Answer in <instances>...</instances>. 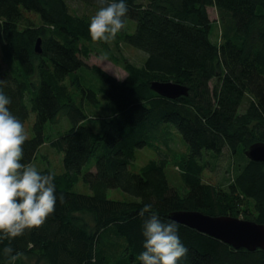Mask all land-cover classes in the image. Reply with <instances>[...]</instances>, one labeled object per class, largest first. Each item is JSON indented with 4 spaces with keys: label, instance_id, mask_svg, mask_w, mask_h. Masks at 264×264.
I'll list each match as a JSON object with an SVG mask.
<instances>
[{
    "label": "trees",
    "instance_id": "obj_1",
    "mask_svg": "<svg viewBox=\"0 0 264 264\" xmlns=\"http://www.w3.org/2000/svg\"><path fill=\"white\" fill-rule=\"evenodd\" d=\"M70 1L101 7L97 0H0V88L24 126L35 115L21 163L34 165L45 143L64 153L63 171L37 168L55 174L54 213L40 228L0 241V264H93V256L95 264H141L148 214L139 213L146 204L165 223L175 221L176 210L264 223V161L245 153L264 142V0H126V26L115 39L146 59L142 65L118 59L127 72L122 79L87 62L99 43L89 33L92 16L72 10ZM154 80L185 85L188 94L161 95ZM63 116L70 127L48 136L47 124ZM178 136L187 149L178 161L186 192L171 185L169 158L159 147ZM145 146L159 157L133 169ZM225 150L233 176L226 186L206 182V156L218 159ZM81 181L90 192L77 189ZM113 188L129 198L109 197ZM179 225L188 252L178 264H264L262 248H235ZM7 246L22 253L17 261L4 255Z\"/></svg>",
    "mask_w": 264,
    "mask_h": 264
},
{
    "label": "clouds",
    "instance_id": "obj_2",
    "mask_svg": "<svg viewBox=\"0 0 264 264\" xmlns=\"http://www.w3.org/2000/svg\"><path fill=\"white\" fill-rule=\"evenodd\" d=\"M101 5L91 17L89 33L94 42H111L126 26L128 7L126 0H97ZM4 82L0 80V84ZM11 100L0 88V241L14 239L26 230L44 225L55 211L57 202L55 174H41L37 168L21 163L23 145L28 140L25 126L14 116L8 105ZM64 203V197H59ZM142 234L145 237L144 251L138 256L141 264H178L187 255L188 249L181 242L178 222H162L146 204L140 211L144 218ZM11 262L22 253L11 246L3 249ZM95 264V256H93Z\"/></svg>",
    "mask_w": 264,
    "mask_h": 264
},
{
    "label": "rangeland",
    "instance_id": "obj_3",
    "mask_svg": "<svg viewBox=\"0 0 264 264\" xmlns=\"http://www.w3.org/2000/svg\"><path fill=\"white\" fill-rule=\"evenodd\" d=\"M72 10L79 13L93 16L96 11L92 8L87 7L86 5L80 2L70 1ZM210 16L213 20L218 18L217 10L215 7L209 8ZM32 19H36V16L33 14H28ZM134 23L133 20H130L129 23ZM214 38H219V29L216 28L214 31ZM127 58L129 61L142 65L146 59V53L138 48H135L131 45L124 43L123 41H118V39H113L111 42L105 43L103 41L96 43L94 50L91 56L88 58L87 62L90 65L97 64L103 69L107 70L109 73L114 76L122 79L127 75L124 67L117 62L118 59ZM0 64L2 65V56L0 52ZM4 66V65H3ZM102 111V110H101ZM104 113L109 114L110 108L107 104V101L103 99V111ZM35 119L34 113L31 115L30 119L25 124V130L29 137L33 135L32 125ZM68 123V125H67ZM70 120L67 116L59 119L55 123L49 122L46 126V133L48 136L57 137L60 132H64L70 127ZM67 125V126H66ZM66 126V127H65ZM161 149L160 153L167 155L169 158V164L167 166V174L171 185L175 186L181 192H186V186L182 179V171L178 166V161L182 156L187 152L186 145L182 139L178 136L175 139V142H170V145L159 144ZM159 150L155 147L145 146L140 148L137 151L135 164L132 166L133 169H138L145 163H147L151 158H157L160 155ZM210 162L204 171L203 178L206 182H211L214 184L225 185L228 183L230 177L234 173V160L230 152L225 150L220 157L214 158L210 155L206 156ZM64 153L58 152L54 148L50 147L49 143H45L39 152L37 157V163H34L36 168L40 167H50L58 172L64 170ZM94 162V159L92 160ZM91 161V162H92ZM90 162V165L92 164ZM89 165V166H90ZM88 165L84 167V170H87ZM77 189L83 192H90L89 186L84 182H79ZM108 195L111 198L118 199H128L129 196L119 188H113L108 191ZM239 217H242L239 216ZM243 218V217H242ZM30 264H36L34 261H29Z\"/></svg>",
    "mask_w": 264,
    "mask_h": 264
},
{
    "label": "water",
    "instance_id": "obj_4",
    "mask_svg": "<svg viewBox=\"0 0 264 264\" xmlns=\"http://www.w3.org/2000/svg\"><path fill=\"white\" fill-rule=\"evenodd\" d=\"M36 49L42 51L41 39ZM152 88L159 94L176 98L188 94V88L173 81H152ZM246 155L252 160L264 161V142H256L247 150ZM170 217L179 223L186 224L219 238L235 248L248 250L264 249V223L233 215H211L199 210H176Z\"/></svg>",
    "mask_w": 264,
    "mask_h": 264
}]
</instances>
